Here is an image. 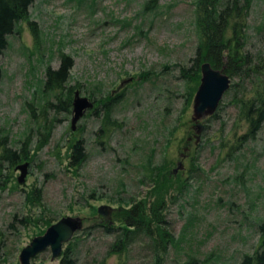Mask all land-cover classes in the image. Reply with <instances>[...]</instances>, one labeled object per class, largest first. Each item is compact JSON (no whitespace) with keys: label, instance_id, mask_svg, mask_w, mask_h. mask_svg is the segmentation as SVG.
Segmentation results:
<instances>
[{"label":"rangeland","instance_id":"rangeland-1","mask_svg":"<svg viewBox=\"0 0 264 264\" xmlns=\"http://www.w3.org/2000/svg\"><path fill=\"white\" fill-rule=\"evenodd\" d=\"M146 1L35 0L29 18L36 21L39 36L28 19L10 34L0 57V152L8 144L20 147L29 137L33 158L5 160L0 264H20L22 247L37 231L29 216L39 213L83 216L74 238L77 264H156L158 256L159 264H218L239 261L258 247V223L264 219V122L254 137L240 138L249 124L233 100L232 86L207 116L199 143L193 137L189 145L185 167L177 173L185 186L167 199L165 224L175 241L163 250L156 238L140 233L126 250L109 255L115 235L94 227L102 203L114 207L110 220L116 224L115 212L124 205L120 199L153 200L151 167L176 166L195 132V83L181 76L180 66L190 63L197 46L196 0H153L145 8ZM245 51L253 61L249 65L258 62L261 71L231 76L243 97L264 89V0L253 2ZM61 52L74 58L70 83H77L75 90L105 100L120 94L110 118L95 113L94 105L73 129V112L47 111L52 118L49 132L45 129L42 107L54 99L43 92L45 69L60 64ZM79 135L88 157L79 169H68L69 143ZM26 161L21 181L19 165ZM197 164L201 169L195 174ZM34 185L43 188L42 204L33 205L27 196ZM51 254L47 248L32 264H59L60 256L52 259Z\"/></svg>","mask_w":264,"mask_h":264},{"label":"trees","instance_id":"trees-1","mask_svg":"<svg viewBox=\"0 0 264 264\" xmlns=\"http://www.w3.org/2000/svg\"><path fill=\"white\" fill-rule=\"evenodd\" d=\"M34 1L0 0V57L8 46L10 34L17 30L20 21L28 19L35 36H39L36 21L29 18L30 7ZM151 2L153 0L146 1L144 7L147 8L152 5ZM253 2L254 0H196L197 46L194 55L190 58V63L180 66L181 76L195 83L191 97L195 95L194 92L201 81V64L206 60L217 68L224 66L225 72L230 77L232 75L241 77L245 75L246 77L250 74V69L260 73V63H252L250 66L249 63L253 61L249 53L245 51L248 18ZM261 54L263 55V52H259L258 55ZM73 66L74 58L72 55L61 52L60 64L57 67L49 65L45 69L43 92H47V95H52L53 93L54 96V99L50 98L43 105L41 111V118L48 132L50 130L48 121L52 117L46 116L47 111H51L55 115L60 112H73V99L75 88H77V83H70ZM2 77L3 68L0 61V81ZM258 78L260 79L259 81L262 80L260 75H257L256 79ZM231 86L235 89L233 100L240 105V115L249 124L248 130L240 138H252L257 134L264 122V89L258 88L253 95L243 97L238 95L241 88L238 87L237 81L231 83ZM92 94H95V90H92ZM119 96L120 94L110 95L106 100L96 99V96L92 97L95 103V113L104 112L106 118H110L113 105L120 101L121 97ZM33 116H35V113ZM108 122L112 123L111 120H108ZM4 138H7V136ZM28 138L24 139V143L20 147L8 144L0 152V185L4 180L2 176L6 159L12 163H18L19 161L33 158V154H30L27 147ZM87 157L88 150L84 137L82 135L73 136L69 143L67 168L79 169ZM193 168L195 169L193 171L195 174L196 171L201 169L198 164ZM171 170L167 164L163 165V163L156 164L154 168L151 167L156 179L155 184L150 189L154 196L153 200L141 198L138 201L120 199L118 202L124 205H121V208L115 212L118 223L112 224L110 218H105L102 215L98 219L99 221H96L94 227H101L106 233L115 235L108 250L109 255L126 250L140 233L156 238L157 244L161 245L163 250H166L168 245L175 241L174 233L165 224L167 219L164 210L166 209L167 199L173 196V191L175 189L179 191L185 184L182 185L183 181L177 174L170 175ZM42 192L43 188L37 185H34V188L29 191L27 196L33 205L42 204ZM91 196L93 197L94 193ZM16 217L17 215H15ZM60 217L45 216L41 213L35 217L29 216L30 221L34 223V227H37L35 235L43 233L51 223ZM29 218H22V221L28 223ZM258 224L261 230L258 247L253 252L244 253L239 261L221 262L218 264H264V219H261ZM42 225L43 227H41ZM77 236V234L74 235L70 241L64 244L59 264L78 263V255L74 246V238H77ZM159 263L158 256L156 264Z\"/></svg>","mask_w":264,"mask_h":264},{"label":"water","instance_id":"water-1","mask_svg":"<svg viewBox=\"0 0 264 264\" xmlns=\"http://www.w3.org/2000/svg\"><path fill=\"white\" fill-rule=\"evenodd\" d=\"M201 72V81L193 98L192 120L196 130L194 134L196 144L201 140L207 116L216 112L225 91L231 86L232 82L229 74L225 72L224 66L220 68L214 67L207 60L201 64ZM130 79L131 77L122 80L121 84ZM94 105L92 98L81 94L80 89L75 90L71 120L73 129L76 128L78 120ZM189 148L188 144L184 145L183 151L180 153L181 158L170 171V175L177 174L179 170L185 167L184 158L188 155L187 150ZM27 165V161L19 165L21 168V181L25 180ZM113 209L112 205L102 203L98 207V212L105 218H110ZM83 224L84 218L81 215L66 214L61 216L58 220L51 223L43 233L36 234L22 247L19 254L20 264H32V258L47 248L51 249L52 259L59 257L63 251L64 244L70 241L77 231L82 229Z\"/></svg>","mask_w":264,"mask_h":264},{"label":"flooded vegetation","instance_id":"flooded-vegetation-1","mask_svg":"<svg viewBox=\"0 0 264 264\" xmlns=\"http://www.w3.org/2000/svg\"><path fill=\"white\" fill-rule=\"evenodd\" d=\"M193 128H194V131H196L194 125H193ZM194 134H195V132H193L192 134H190V135L188 136V143H187L188 145H190L191 141L193 140V137H195ZM187 154H188V153H187Z\"/></svg>","mask_w":264,"mask_h":264}]
</instances>
